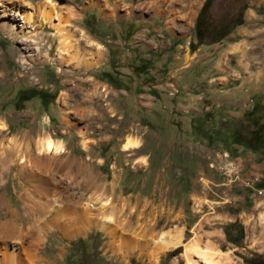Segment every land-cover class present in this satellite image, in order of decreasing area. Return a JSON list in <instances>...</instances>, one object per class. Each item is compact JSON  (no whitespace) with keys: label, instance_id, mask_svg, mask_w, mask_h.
Returning a JSON list of instances; mask_svg holds the SVG:
<instances>
[{"label":"rangeland","instance_id":"374dc122","mask_svg":"<svg viewBox=\"0 0 264 264\" xmlns=\"http://www.w3.org/2000/svg\"><path fill=\"white\" fill-rule=\"evenodd\" d=\"M44 2L57 12L51 16L46 9L55 18L51 23L36 9ZM246 2L213 0L212 28L236 24ZM10 3L0 0V157L7 162L0 167V223L12 231L0 236V254H21L31 235L18 232H35L44 223L31 264H81L80 248L68 246L47 222L74 203L83 211L86 203L106 200L105 209L85 211L91 223L83 235L127 238L130 250L143 254L141 264H187L191 240L223 255L222 264H264V105L257 119L223 117L218 113L231 105L235 112L234 103L217 98L195 106L183 94L205 86L230 89L219 78L234 76L230 64L216 68L217 59L206 52L191 66L155 68L149 53H137L135 33L126 40L115 32L105 0L98 6L95 0L15 1L20 14L36 17V23L16 17L15 31L30 33L26 45L25 37L1 28L14 16L3 9ZM251 8L264 14L261 5ZM55 24L73 41L69 48L60 44ZM84 57L92 65L82 63ZM194 78L208 83L186 90ZM239 103L238 111L245 109ZM213 133L220 136L214 146ZM237 135L240 145L232 143ZM128 137L139 146L125 152ZM46 139L60 142L62 153L40 152ZM215 149L239 160L235 183L224 184L207 168ZM22 166L32 179L20 175ZM42 180L48 190H39ZM106 218L112 222L102 224ZM169 233H180V245L160 251L158 239ZM59 248L67 250L63 259Z\"/></svg>","mask_w":264,"mask_h":264},{"label":"crops","instance_id":"0c3cea01","mask_svg":"<svg viewBox=\"0 0 264 264\" xmlns=\"http://www.w3.org/2000/svg\"><path fill=\"white\" fill-rule=\"evenodd\" d=\"M204 0H105L106 5L112 7V16L109 18L114 21L115 32L127 36H133L135 33L137 53H149L148 57L154 63V67L158 69H170L183 66H191L197 64L198 58L202 57L206 52L213 55L217 59L216 68L222 70L221 64H230L229 69L234 76L219 77L225 83L228 81L232 84L230 89H211L206 87L200 89L199 92L183 93L189 96L195 106L196 102H203L222 98L223 102L235 105V112L230 108L220 111L218 115L229 116L239 115L246 116L259 104H264V14L258 15L251 5H261L264 8V0H247L246 8L243 11L242 23L231 30L228 35L221 41L211 45H198L194 50L189 49V43L194 44L193 26L197 14ZM97 6L99 0H95ZM135 3V4H134ZM261 14V13H259ZM110 21V20H109ZM118 23V24H117ZM205 48V50H203ZM203 51V53H202ZM181 53V58H178ZM193 58L189 61L186 56ZM147 55L143 57L145 59ZM148 61V60H147ZM176 62V63H175ZM228 67V66H227ZM195 79L190 80L191 85L186 86L188 90L193 89L196 85L202 86L208 83ZM192 83H195L194 85ZM189 84V83H188ZM175 86V85H174ZM182 94V93H181ZM230 96H233L229 98ZM217 99V100H218ZM234 99H236L234 102ZM245 99V100H244ZM243 102V103H239ZM239 106L241 111H238ZM215 106H218L215 105ZM220 106V105H219ZM223 106V105H222ZM224 107H227L224 106ZM231 109V110H230ZM192 111V110H190ZM198 111V110H197ZM199 112V111H198ZM196 112V113H198ZM196 114L195 112H193ZM200 113V112H199ZM190 114L186 117H190ZM213 122L216 121V114L212 116ZM194 118V117H192ZM186 122L188 121L187 118ZM211 120V117L207 119ZM185 122V124H186ZM187 129H184L186 131ZM219 135L212 141V146L218 141ZM234 138V137H233ZM234 139H232L233 143ZM191 142V141H190ZM210 143V142H209ZM63 238H68L69 245L80 248V255L83 256L81 262L83 264H141L143 254L130 250L129 239H114L107 236H101L97 240L88 238L83 235V230L74 237H67L56 229ZM97 231H99L97 229ZM95 246L94 250L91 246ZM61 253L62 256L59 254ZM65 254L62 249H58L57 258L63 259ZM81 263V264H82Z\"/></svg>","mask_w":264,"mask_h":264},{"label":"bare ground","instance_id":"6f19581e","mask_svg":"<svg viewBox=\"0 0 264 264\" xmlns=\"http://www.w3.org/2000/svg\"><path fill=\"white\" fill-rule=\"evenodd\" d=\"M8 1H11V3H10L11 6L4 7L3 9L5 12L9 13V16H11V15L12 16L14 15V16L11 17V19H9V21L3 23L1 25V28H6L7 30H9V32H14L13 34H14V37H16V38L25 37V39L23 40L25 42V44L26 45L31 44L32 41L28 40L31 38V36L29 35L30 33L20 32V31L16 32L15 27L17 28V26H16L15 22H16V17H19V19H22L24 21V23L27 20L36 23L37 21L35 19L36 18L35 15H33V16H31V15L27 16L26 15L25 16V15H22L18 12L14 3H15V1H17V3H21L22 0H8ZM36 9L40 12V19L43 21L51 23L52 20L55 19L54 17H51V16H57V12L53 11L49 7L48 2L38 4L36 6ZM46 9H48L49 11L51 10L52 14H51L50 18L48 16L49 13H47ZM54 10H55V8H54ZM52 28L56 31L58 37L60 38V44L63 47L69 48L71 45H73V43H72L73 41H70V38H67L68 34L65 35V33H62L63 28H62V26H60V24H55L54 26H52ZM82 63H84L85 65L91 64L90 60L88 58H85V57L83 58ZM138 146L139 145H138V142L136 139L128 137L124 141V143L122 145V149H123V151L128 152L132 149H136ZM39 150H40V152H45L47 154L48 153L60 154L63 151L62 145L60 144V142H56V141H53L51 139L43 140L40 144ZM39 160L40 159H37V158L34 159V165L38 164L40 162ZM24 162L25 161L22 160V158H21L19 164H22ZM6 163L7 162L5 161L4 157H0V167L3 168L4 165H6ZM41 164H42V166H44L43 163H41ZM20 170H21L20 175H23L26 179H32L33 178V174H31L32 172L31 173H30V171L26 172V170L23 166L21 167ZM210 170L212 171V169H210ZM39 184H40V187L38 186L39 190H41V191L48 190V189H45V185H46L45 180L44 181L42 180ZM85 205H86L84 208L85 210H83V211H81V209L79 207H78V209H77V207H74L75 203L71 208L66 207V208H63V210L59 209L61 212L60 211L57 212L55 214L56 216H54V218H50L49 221L47 222V224H51L52 227H55L63 235H65L67 237H74V236L78 235L84 229L85 225H89L91 223V222H89V219L86 216L85 211L95 209L96 207L101 208V209H105L106 207H108L110 205V203L105 200V201H97V202H92V203L89 202V203H86ZM38 212L40 213L39 216L44 215L42 213L41 207L39 208ZM66 216H70L67 219V221L65 220ZM109 222H112V220L110 218H106L101 223L105 224V223H109ZM27 227H29V226H27ZM42 227H44V223L38 225L36 228V231L32 232V233L30 231L31 228L30 229L25 228V230H23L24 232H21L22 230L19 231L18 232L19 235H25L27 232L29 233V236L31 235L30 236V243H28L27 246L21 250V254H12V253H5V252L1 253L0 254V264H31L32 260L35 258L34 249L36 248L35 245H37V243L39 242V240H38L39 239V230ZM9 228L10 227H8V223H3V222L0 223V236L7 237L8 234H10V232L12 231V230H9ZM180 242H181L180 233L162 234L158 239V246H159L160 251H166L169 249L177 248L180 245ZM0 245H2V244H0ZM7 245H6V247H7ZM216 252L217 251H213L207 247L198 246L194 240H191L190 244H188L185 247L184 255L187 259V264H222L220 257H222L223 255H219L218 252L217 253Z\"/></svg>","mask_w":264,"mask_h":264},{"label":"trees","instance_id":"16d2710c","mask_svg":"<svg viewBox=\"0 0 264 264\" xmlns=\"http://www.w3.org/2000/svg\"><path fill=\"white\" fill-rule=\"evenodd\" d=\"M213 0H204L203 4L197 14V17L194 21V26H193V35H194V39H195V43H189V49L192 51L195 49L196 46L198 45H211V44H215L219 41H221L222 39H224L228 33L233 30L236 26H239L242 23V15H243V11L246 8V5L242 7L241 12L239 13V21L235 24L233 22H231V24H228L225 27H222L220 29H213L212 28V21L210 19V15L208 12V9L210 8L211 2ZM264 105V104H262ZM261 107L259 104L255 107L254 110H252L249 114H247V117L245 116V119L247 120H251V119H257L258 115V111L257 108ZM258 115V116H257ZM207 132V131H206ZM215 133L212 134L213 138H216ZM208 136H206L207 142H210V138H207ZM239 136H235L233 139V144L235 145H240L241 141L238 140ZM254 139H252L250 141L251 145H254Z\"/></svg>","mask_w":264,"mask_h":264},{"label":"built area","instance_id":"2783aa9c","mask_svg":"<svg viewBox=\"0 0 264 264\" xmlns=\"http://www.w3.org/2000/svg\"><path fill=\"white\" fill-rule=\"evenodd\" d=\"M213 152L214 154L207 161V168L212 169L224 184L235 183L242 171L239 160L220 149H215Z\"/></svg>","mask_w":264,"mask_h":264}]
</instances>
